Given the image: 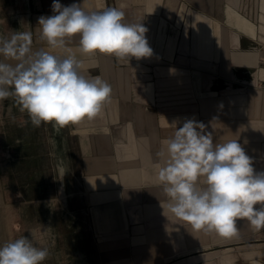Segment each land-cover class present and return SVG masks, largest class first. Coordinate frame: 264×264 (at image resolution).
<instances>
[{"label":"crops","instance_id":"0c3cea01","mask_svg":"<svg viewBox=\"0 0 264 264\" xmlns=\"http://www.w3.org/2000/svg\"><path fill=\"white\" fill-rule=\"evenodd\" d=\"M18 1L10 7L25 10L8 19V38L30 31L34 51L74 55L83 75L112 87L95 119L51 124L49 208L41 197L45 215L32 230L48 264H264V230L238 220L232 239L194 232L163 211L157 180L177 118V127L203 122L214 143L237 139L264 171V0H59L116 7L142 24L153 54L139 60L85 55L78 38L52 48L38 18L53 15V0Z\"/></svg>","mask_w":264,"mask_h":264},{"label":"clouds","instance_id":"9594fccd","mask_svg":"<svg viewBox=\"0 0 264 264\" xmlns=\"http://www.w3.org/2000/svg\"><path fill=\"white\" fill-rule=\"evenodd\" d=\"M53 15L38 18L41 39L52 48L66 49L78 38L81 53L137 60L151 57L147 29L125 21L116 7L85 11L80 4L53 0ZM33 33L0 36V101L14 97L35 127L64 128L98 117L111 99V85L97 75L81 73L83 61L33 50ZM13 60L15 63L7 61ZM164 141L157 156L162 163L157 180L167 200L166 209L194 232L214 233L224 239L239 235L238 220L256 232L264 230V171L256 172L253 158L235 140L214 143L213 133L195 119L185 118ZM259 205V207H256ZM49 250L25 236L0 245V264H43Z\"/></svg>","mask_w":264,"mask_h":264},{"label":"rangeland","instance_id":"374dc122","mask_svg":"<svg viewBox=\"0 0 264 264\" xmlns=\"http://www.w3.org/2000/svg\"><path fill=\"white\" fill-rule=\"evenodd\" d=\"M16 1L0 0V36L5 38L11 27L8 19H17L25 10L11 8ZM51 134V123L33 126L14 97L0 101V203L6 242L24 235L32 241L33 225L45 215L44 204L48 212ZM41 197H46L45 201Z\"/></svg>","mask_w":264,"mask_h":264},{"label":"water","instance_id":"95a60500","mask_svg":"<svg viewBox=\"0 0 264 264\" xmlns=\"http://www.w3.org/2000/svg\"><path fill=\"white\" fill-rule=\"evenodd\" d=\"M6 242L4 223L2 217L1 203H0V245Z\"/></svg>","mask_w":264,"mask_h":264}]
</instances>
